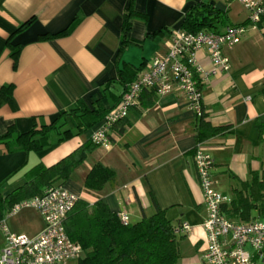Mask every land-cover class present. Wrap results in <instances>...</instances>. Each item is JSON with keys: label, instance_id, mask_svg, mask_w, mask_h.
<instances>
[{"label": "crops", "instance_id": "0c3cea01", "mask_svg": "<svg viewBox=\"0 0 264 264\" xmlns=\"http://www.w3.org/2000/svg\"><path fill=\"white\" fill-rule=\"evenodd\" d=\"M199 2L226 14L215 31L231 24L246 27L241 41L224 49L229 70L206 74L201 83L206 120L228 127L225 134L200 143L212 159L214 188L232 198L244 183L262 181L264 21L257 26L248 23V11L236 0H133L136 15L126 33L122 16L130 0H0V88L13 85L11 101L0 104V134L9 127L22 133L51 125L78 101L90 108L99 103L109 112L125 85L145 71L153 57L167 53L173 32ZM72 22L73 28L60 34ZM195 56L205 71L212 68L205 47ZM148 95L129 109L121 132L114 128L110 144L95 146L62 186L90 203L104 198L130 223L155 211L152 194L168 218L190 225L184 240L200 258L180 257L177 264H199L206 209L191 152L198 119L175 86L168 94ZM64 121L61 117L57 123ZM98 124L70 128V134L58 140L66 123L50 131V144L40 151H12L0 143V190L21 184L25 172L37 163L50 166L73 152L90 139ZM98 162L114 172V182L101 190L87 189L85 176ZM18 214L8 217L7 225L12 232L25 234L19 230ZM42 228L43 222L28 236ZM3 246L4 237L0 249Z\"/></svg>", "mask_w": 264, "mask_h": 264}, {"label": "built area", "instance_id": "2783aa9c", "mask_svg": "<svg viewBox=\"0 0 264 264\" xmlns=\"http://www.w3.org/2000/svg\"><path fill=\"white\" fill-rule=\"evenodd\" d=\"M248 11V23L257 26L264 21V0H236ZM244 24L227 25L222 31L202 30L197 33L178 29L167 53L151 59L146 70L130 82L118 103L99 121L90 140L97 146L109 145L112 126L125 117L139 101L145 89L165 95L177 87L196 116L203 110L201 83L206 74L226 72L230 68L224 49L239 43L244 36ZM205 47L212 68L205 71L196 60V51ZM197 180L202 190L206 217L202 223L205 248L202 264H264V219L241 220L229 216L231 197L214 188L212 159L198 143L193 154ZM80 197L62 185L48 187L40 196L16 203L0 221L4 246L0 249V264H67L78 260L83 250L65 231L64 221ZM33 209L40 216L43 228L34 237L12 232L6 218L23 209ZM127 223L126 214H119ZM190 225L180 223L175 229L186 234Z\"/></svg>", "mask_w": 264, "mask_h": 264}, {"label": "trees", "instance_id": "16d2710c", "mask_svg": "<svg viewBox=\"0 0 264 264\" xmlns=\"http://www.w3.org/2000/svg\"><path fill=\"white\" fill-rule=\"evenodd\" d=\"M133 7V0H130L122 16L124 33L130 28L131 17L136 15ZM225 15L214 6L199 2L186 12L180 29L191 33L202 30L215 31L216 24L224 23ZM27 23L20 26L18 30ZM74 23L72 22L60 34L69 32ZM16 52L12 54L15 56ZM129 83L125 85V89ZM12 90V84L3 85L0 88V104L11 101ZM145 91H149L148 94L155 93L154 89H145L140 93L139 101L148 95H143ZM107 112L108 109H104L99 103L90 108L82 101H78L75 106L63 111L51 125L33 127L22 133L9 127L4 134H0V143L12 151H40L50 144V131L59 130L61 126L68 123L67 128L62 131L63 135L58 139L64 140L70 134V128L77 130L89 128L100 121ZM126 116L113 124L112 131L114 128H118V132L123 130L127 124ZM61 117H64L66 121L58 124ZM197 119L196 145L209 137L223 135L228 130L227 126H212L206 120L204 110ZM196 145L191 151L192 154L195 152ZM95 146L97 145L89 139L53 165L45 166L37 163L25 172L22 184L15 190L6 196L0 190V221L16 203L40 196L54 184H64L73 170L85 160ZM114 178V172L98 162L86 174L84 186L90 190H101L105 184L113 183ZM151 198L155 211L148 216L144 215L134 223L122 222L119 213L112 211L102 197L92 203L79 198L64 221L69 238L79 243L83 250L77 264H177L180 258L179 241L185 238V234L175 232L180 223H175L168 218L166 209L159 207L152 194ZM227 209L229 216L241 220L264 219V179L251 185L244 183L242 189L235 190ZM253 212L257 215L251 216Z\"/></svg>", "mask_w": 264, "mask_h": 264}, {"label": "rangeland", "instance_id": "374dc122", "mask_svg": "<svg viewBox=\"0 0 264 264\" xmlns=\"http://www.w3.org/2000/svg\"><path fill=\"white\" fill-rule=\"evenodd\" d=\"M234 2H233V4H234L233 6H237L238 4L234 3ZM18 215L21 216V218L18 220V225L20 227L19 230L24 232L26 235L32 234L38 228L40 223H42L40 216L33 209H29V208L23 209L19 212ZM255 215H257V213H255V212H253L251 214V216H255ZM6 224H7V218H6ZM2 238H3V234L0 230V241ZM179 250H180L181 260L183 259V260H194V261H196L195 260L196 258H200V255L198 252H196L195 248H190L184 239L179 241ZM181 260L180 261L178 260V262L181 263ZM199 261L201 262V259H199ZM200 262H199V264H200ZM67 264H77V261L71 260ZM201 264H202V262H201Z\"/></svg>", "mask_w": 264, "mask_h": 264}, {"label": "water", "instance_id": "95a60500", "mask_svg": "<svg viewBox=\"0 0 264 264\" xmlns=\"http://www.w3.org/2000/svg\"><path fill=\"white\" fill-rule=\"evenodd\" d=\"M21 184H22V183H21ZM19 185H20V184L15 185L14 187H12V188L6 190V191L3 193V195H4V196L8 195L10 192H12L13 190H15Z\"/></svg>", "mask_w": 264, "mask_h": 264}]
</instances>
